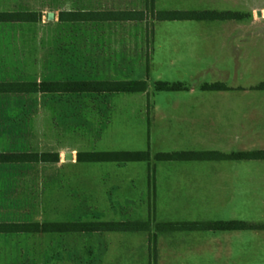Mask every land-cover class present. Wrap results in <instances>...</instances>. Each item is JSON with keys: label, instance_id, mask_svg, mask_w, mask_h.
I'll return each mask as SVG.
<instances>
[{"label": "rangeland", "instance_id": "obj_1", "mask_svg": "<svg viewBox=\"0 0 264 264\" xmlns=\"http://www.w3.org/2000/svg\"><path fill=\"white\" fill-rule=\"evenodd\" d=\"M9 1L12 12H34L39 19L34 23L0 25L1 79L41 82L148 77L145 74L153 53L157 23L145 9L148 0ZM221 1L155 0V10L229 9ZM260 1L251 0L252 20H264V11L258 9L263 7ZM0 3L3 8V0ZM83 10H143L147 18L121 24L58 23L60 12ZM185 26L167 22L158 25L156 56L195 51L191 30L184 29ZM123 69L125 73H121ZM148 79L151 94L156 81L179 78L153 74ZM255 81L253 78L251 83ZM87 100L18 97L12 98L11 104L8 101L0 104V151L57 153L60 159L53 164L0 167V221L39 224L135 221L147 222L148 230L136 234L4 235L0 236V264H165L159 251L173 241L165 234L169 228L162 225L171 219L164 218L163 213L156 214L154 162L78 161L80 154L147 150L145 141L122 137L118 140L107 132L115 123L120 128L127 127L119 122L132 112L141 117L143 114L134 107L146 104L147 98L124 99L123 104H114L119 98L110 101L111 104H107L108 99L106 104H89ZM150 147L156 151L154 145ZM162 147L157 150H166ZM68 153L72 155L70 161L65 159ZM174 164L182 163L156 165ZM262 208L251 206L247 219L237 221L264 229Z\"/></svg>", "mask_w": 264, "mask_h": 264}, {"label": "crops", "instance_id": "obj_2", "mask_svg": "<svg viewBox=\"0 0 264 264\" xmlns=\"http://www.w3.org/2000/svg\"><path fill=\"white\" fill-rule=\"evenodd\" d=\"M7 1V10L6 0H3V8L0 3V13L12 12L10 1ZM221 2L222 6L229 9L211 11L246 13L243 14V19L156 23L152 40L153 53L145 75L174 76L179 79L156 81L154 93L148 92L149 79L146 77L144 80H138L147 83V91L143 93H0V104H5V101L11 104V99L18 97L87 98L89 104H111L110 101L119 98L114 104H123L124 99L146 96V104L134 107H137L139 114L145 116L136 117L132 112L124 122H119V125L127 127L120 128L115 123V127L107 132L114 134V138L118 140L122 137L147 142L148 149L144 151L149 152L150 160L145 163L155 164L156 195L153 200L156 214L163 213L164 218L171 219L163 224L246 220L253 205L263 206L264 212V160L168 161L167 163L182 164L156 165L166 163L155 160V156L160 154L217 152L229 155L264 151V89L259 88L264 84V20L251 19V12L254 10L251 0ZM260 2L263 7L258 6V9L264 11V0ZM166 22L187 25L184 29L191 30L194 52L167 53L162 58L156 56L157 27ZM210 49L212 50L209 51ZM121 73H125L124 69ZM253 78H256V81L251 83ZM65 80L131 79L88 77L51 81ZM12 82L37 81H11L0 78V83ZM158 82L181 84L183 89L157 91L155 85ZM212 84H222L226 89L203 90L204 85ZM106 99L108 101L105 102ZM151 145H154L156 151H152ZM161 146L166 150H157ZM7 153L13 152L0 151V154ZM6 165L12 164H0V167ZM1 223L11 222L0 221ZM165 234L173 241L159 251L163 253L165 264H264L262 228L235 231L182 230L168 231ZM4 235L11 234H0Z\"/></svg>", "mask_w": 264, "mask_h": 264}, {"label": "trees", "instance_id": "obj_3", "mask_svg": "<svg viewBox=\"0 0 264 264\" xmlns=\"http://www.w3.org/2000/svg\"><path fill=\"white\" fill-rule=\"evenodd\" d=\"M147 12L152 20L164 21H229L241 20L243 16L236 12L217 11H156L155 0L146 3ZM145 10V11H146ZM147 12L143 10H117L97 12H60L59 22H138L147 18ZM39 16L34 12H6L0 13V23H34ZM181 84L158 82L155 85L157 91H180ZM259 88L264 89V84ZM222 84L204 85L205 91H223ZM147 91V83L138 80L124 81H88V80H65L43 82H12L0 83V93L9 94H67V93H143ZM57 153H33L13 152L0 154V164H36L58 163ZM150 154L144 152H108L98 154H80L79 162H147ZM157 161H239V160H264V151H252L245 153H232L229 155L217 152H183L172 154H160L155 156ZM169 228L167 231H235L257 230L260 227L239 221H218L202 223H177L163 224ZM148 230L147 222H56V223H1L0 234H103V233H139Z\"/></svg>", "mask_w": 264, "mask_h": 264}, {"label": "water", "instance_id": "obj_4", "mask_svg": "<svg viewBox=\"0 0 264 264\" xmlns=\"http://www.w3.org/2000/svg\"><path fill=\"white\" fill-rule=\"evenodd\" d=\"M65 159L68 160V161L72 160V155L69 154V153L65 154Z\"/></svg>", "mask_w": 264, "mask_h": 264}]
</instances>
